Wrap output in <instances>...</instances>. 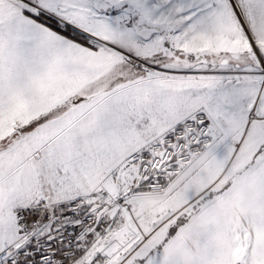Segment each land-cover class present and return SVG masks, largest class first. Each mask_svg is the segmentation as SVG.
I'll use <instances>...</instances> for the list:
<instances>
[{"label":"snow or ice","instance_id":"snow-or-ice-1","mask_svg":"<svg viewBox=\"0 0 264 264\" xmlns=\"http://www.w3.org/2000/svg\"><path fill=\"white\" fill-rule=\"evenodd\" d=\"M0 264H264V0H0Z\"/></svg>","mask_w":264,"mask_h":264}]
</instances>
